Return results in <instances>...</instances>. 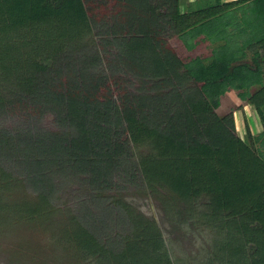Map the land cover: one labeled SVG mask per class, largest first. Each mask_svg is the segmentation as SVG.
I'll use <instances>...</instances> for the list:
<instances>
[{
  "label": "trees",
  "instance_id": "1",
  "mask_svg": "<svg viewBox=\"0 0 264 264\" xmlns=\"http://www.w3.org/2000/svg\"><path fill=\"white\" fill-rule=\"evenodd\" d=\"M230 90L256 131L217 112ZM13 116L0 189L22 175L35 197L0 195L3 224L64 212L58 244L85 264H264V0H0V121ZM148 189L207 230L203 258L171 259L124 198Z\"/></svg>",
  "mask_w": 264,
  "mask_h": 264
},
{
  "label": "rangeland",
  "instance_id": "2",
  "mask_svg": "<svg viewBox=\"0 0 264 264\" xmlns=\"http://www.w3.org/2000/svg\"><path fill=\"white\" fill-rule=\"evenodd\" d=\"M216 110L220 115L231 110L234 112L240 136H244L246 132L244 120L247 118L252 131L259 128L252 106L246 100L240 99L234 91H227L221 96L220 105ZM46 119L48 120L49 117ZM46 119L45 122H47ZM16 123L17 117L13 116L1 120L0 126L11 127ZM18 178V184L16 186L13 184V189L9 191L0 189V193H2L0 195L20 200L33 195L35 197L29 185L22 182V175H19ZM59 195L53 196L54 201H57L58 198L62 199L63 196L59 197ZM124 198L147 218H153L156 221L168 254L175 262L194 263L205 256L206 250L210 251V244L207 243L209 237L207 230L199 224L197 219L190 218L187 212H183V204L178 198L172 197L160 189L157 191L151 189L147 191L131 190L124 193ZM40 211L35 215L41 219L43 216ZM59 217L61 220L47 217L42 223L40 219L35 222H27L15 218L13 221L9 220L10 223L3 224L7 221V217L6 213L0 212V218H2L0 222V264H85L77 258L69 246L58 244L54 233V231L58 233L55 220L58 219L63 224L68 221L64 212Z\"/></svg>",
  "mask_w": 264,
  "mask_h": 264
}]
</instances>
